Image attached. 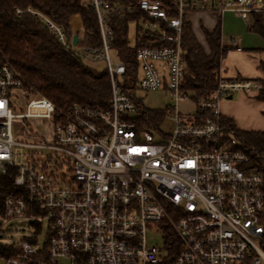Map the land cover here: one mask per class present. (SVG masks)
Here are the masks:
<instances>
[{"label":"built area","instance_id":"2783aa9c","mask_svg":"<svg viewBox=\"0 0 264 264\" xmlns=\"http://www.w3.org/2000/svg\"><path fill=\"white\" fill-rule=\"evenodd\" d=\"M136 1L135 9L155 21L143 25L150 29L146 36L152 46L137 50L138 89L167 88L176 101L188 98L181 88L188 11L232 12L246 22L263 11L258 0ZM92 7L100 24L99 48L79 47L77 32L69 39L45 15L28 12L39 16L67 50L85 62L106 64L109 109L75 105L58 111L47 98H29L21 75L8 63L0 66V173L13 169L17 189L5 198L0 216L28 221L33 228L18 242L0 240V264H264V176L250 168V156L225 129L220 111V102L234 91L258 93L259 83L221 76L193 120L184 122L175 107L171 132L142 131L137 118L145 107L136 93L128 95L118 84L127 71L112 60L111 7L104 0H92ZM162 41L168 45L159 46ZM23 92L29 100L17 113L14 98ZM29 118L49 121V142L15 139L14 128ZM23 132L31 135L26 127ZM44 149L54 153L45 155ZM43 229L47 236L39 242ZM149 233L163 246L149 245ZM168 233L178 240L169 242L171 249L177 246L171 262Z\"/></svg>","mask_w":264,"mask_h":264},{"label":"trees","instance_id":"16d2710c","mask_svg":"<svg viewBox=\"0 0 264 264\" xmlns=\"http://www.w3.org/2000/svg\"><path fill=\"white\" fill-rule=\"evenodd\" d=\"M111 10L107 14L108 23L113 32L111 54L124 64L125 75L118 80L121 89L128 95L138 90L139 63L137 50L144 46H152L147 42L144 24L155 22L148 20L138 8L136 0H104ZM171 5L173 0H163ZM134 10L129 11L128 7ZM31 9L48 17L61 26L67 37L71 39L73 28L71 20L79 15L81 30L78 36L82 39L79 47L99 48L102 46L100 27L92 0H0V66L8 63L22 77L23 88L30 95L47 98L54 103L58 111H67L77 106L106 110L110 108L112 90L107 68L96 69L87 64L78 54L67 50L54 36L49 27L39 16L28 12ZM17 10L22 13L18 14ZM183 19L182 49L186 65L182 83V91L192 94L199 104L209 98L221 79L222 61L234 45L225 44L221 21L213 30L203 25L202 33L206 46L198 40L189 20L188 11ZM172 12V15H176ZM251 30L264 40V11L252 13ZM220 19V15L216 14ZM76 20V19H75ZM136 23L134 43L130 40V23ZM167 29L166 24L161 25ZM145 33L142 36V32ZM170 33V32H169ZM159 46H166L162 41ZM264 72V62L260 63ZM260 85L257 99L264 102V79L255 81ZM199 113V111L197 110ZM166 111L141 109L138 111L137 123L141 130L159 129L165 119ZM221 122L227 131H232L241 141V148L251 158L250 168L259 170L264 176V132L238 130L234 120L221 115ZM15 171L10 169L6 175L0 173V211L5 198L14 195ZM167 250L172 261L176 249H171L170 239L175 235L168 233Z\"/></svg>","mask_w":264,"mask_h":264},{"label":"rangeland","instance_id":"374dc122","mask_svg":"<svg viewBox=\"0 0 264 264\" xmlns=\"http://www.w3.org/2000/svg\"><path fill=\"white\" fill-rule=\"evenodd\" d=\"M233 1V0H230ZM258 2L261 4V8H264V0H258ZM233 13L228 12L226 15H224L222 19V33H223V41L231 44L233 40H235L236 43H238L244 51L250 50L251 48H257L262 47L264 44V40L261 38L260 35L253 31H249L247 29V25L250 23V26H253V17L248 22H245L240 19H235L233 17ZM195 16H191V19L193 20V27L194 31L198 37V39L204 43V37L202 33V28L199 25V17L197 20L194 18ZM235 19V20H234ZM204 20V19H202ZM75 23V20H73ZM210 22L207 21V23ZM244 22V25L242 24ZM204 20L202 22L203 25L207 24ZM130 30H129V36L132 43H134V38L136 34V23L132 22L130 23ZM235 50V49H232ZM112 55V54H111ZM113 62H116V59L114 55L112 56ZM90 66L96 68V69H104L106 67V64L104 62H96V63H88ZM136 96L139 99L140 102H142V105L147 109H156V110H164L166 111L165 119L161 122L159 129L161 132L169 133L174 128V119H173V113L175 112V107H177V110L181 113L182 119L184 122H190L193 120V116L197 113L198 105L197 102L193 99L192 94H188L187 99H181L180 101H176V98L174 97V94L171 90L167 88H161L154 91H145L144 89H138L136 91ZM35 96L30 95L29 98H34ZM27 98V93L23 92L19 94L18 98H14V101L16 103V112L22 113L26 109V104L29 100ZM23 127H15L14 128V137L17 141L20 143H34L36 142V139H46L47 142L51 139L52 129L51 125L49 124V121L40 119V118H29L24 121ZM31 129V135H26L23 132V128ZM36 137V138H34ZM157 138H160L156 134ZM22 150V152H26L27 150L18 147ZM21 152V151H20ZM54 152L50 149H44L43 154L45 155H51ZM33 231V228L31 227L30 223L25 220H17V221H10L8 219L2 218L0 216V240L1 241H12V242H18L25 237L29 236V234ZM41 236H39V242H43L46 239L47 231L43 229V231L40 233ZM147 241L149 245H157L159 247H162V242L160 238L155 236L154 234H148ZM60 264H66L65 262H61Z\"/></svg>","mask_w":264,"mask_h":264},{"label":"crops","instance_id":"0c3cea01","mask_svg":"<svg viewBox=\"0 0 264 264\" xmlns=\"http://www.w3.org/2000/svg\"><path fill=\"white\" fill-rule=\"evenodd\" d=\"M227 13L228 12H225L220 15L219 19L216 13L213 12L194 11L189 15V20L192 22L193 25V20L191 19V16H195V20H197L199 17L198 21L200 26L203 25L202 22L204 20L206 21V23L210 20V22L203 26L208 30H213L217 26L219 21H221L222 27V19L224 18L223 16ZM233 17L235 19L243 20L238 17V15L236 16V14H234ZM250 19L251 16L249 20ZM73 20H75V23ZM242 24L244 25V22H242ZM71 25L74 32L78 33L81 30V18L79 15L74 16L72 18ZM246 25L247 29H249V31H252L250 23ZM193 30H195L194 27ZM200 43L202 42L200 41ZM224 43L228 44L226 42ZM202 44L203 46H206L205 37L204 43ZM228 45H234L235 50H230L226 58L222 61L221 76L223 78L229 80L243 79L252 82L264 79V72L260 68V63L264 62V44L262 47L251 48L247 51H244V49H242V47L238 43H236L235 40H233V42ZM257 96V92L245 93L234 91L231 96L220 102V111L222 116L234 120L238 130L264 132V102L259 101L257 99Z\"/></svg>","mask_w":264,"mask_h":264},{"label":"water","instance_id":"95a60500","mask_svg":"<svg viewBox=\"0 0 264 264\" xmlns=\"http://www.w3.org/2000/svg\"><path fill=\"white\" fill-rule=\"evenodd\" d=\"M78 40V36H74V44H77Z\"/></svg>","mask_w":264,"mask_h":264}]
</instances>
